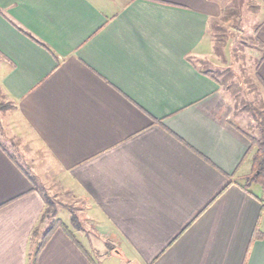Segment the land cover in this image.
Listing matches in <instances>:
<instances>
[{"label": "crops", "instance_id": "0c3cea01", "mask_svg": "<svg viewBox=\"0 0 264 264\" xmlns=\"http://www.w3.org/2000/svg\"><path fill=\"white\" fill-rule=\"evenodd\" d=\"M219 14L214 0H0L14 106L0 130V264H29L44 236L38 152L115 250L95 256L70 227L89 258L55 229L35 264H264V198L241 187L250 142L192 60L210 54ZM257 73L264 86V58Z\"/></svg>", "mask_w": 264, "mask_h": 264}, {"label": "rangeland", "instance_id": "374dc122", "mask_svg": "<svg viewBox=\"0 0 264 264\" xmlns=\"http://www.w3.org/2000/svg\"><path fill=\"white\" fill-rule=\"evenodd\" d=\"M220 7V14L212 20L217 23L218 30L208 34L210 54L204 58L193 56V62L200 68L207 67L218 73L217 77L223 83L222 89L230 101L229 118L237 126L252 136H260V125L264 123V87L257 79V62L264 52L257 33L264 18L260 0H214ZM1 105H7L1 107ZM14 106L7 100L0 89V130L6 132L8 113ZM35 171L38 173L37 186L50 198L56 218L73 228L71 215L75 216V226L79 228L78 238L89 249L87 239L93 248V254L109 252L114 254L115 247L107 242L105 236L97 234L86 215L83 201L68 196V193L57 188L54 179L44 174L45 158L42 152L35 155ZM31 159L27 160L30 173L33 170ZM32 161V160H31ZM31 168V169H30ZM43 172V173H42ZM245 181H242L244 184ZM250 191L264 198V191L256 184L248 185ZM52 218H47L41 228H47ZM102 234V233H101ZM87 239H83V238ZM100 252L98 253L97 250ZM99 264H120L117 258L99 260Z\"/></svg>", "mask_w": 264, "mask_h": 264}, {"label": "trees", "instance_id": "16d2710c", "mask_svg": "<svg viewBox=\"0 0 264 264\" xmlns=\"http://www.w3.org/2000/svg\"><path fill=\"white\" fill-rule=\"evenodd\" d=\"M257 30L259 29L256 28ZM218 27H217V23L214 22H210L209 23V27H208V32L211 34V31H217ZM264 47V45H263ZM264 58V52L263 55L261 56V58L259 59V61L257 62V67H256V76L257 79L261 82L259 75L257 73V68L259 66V64L261 63V61ZM200 71L207 75L209 78H211L212 80H214L216 83H218L219 85H223L222 82L219 81L216 72L212 71L211 69H208L207 67L205 68H200ZM264 87V86H263ZM7 106V105H5ZM4 105H1V107H5ZM6 108V107H5ZM230 124H232L234 127H237L249 140L250 142V146L249 149L246 153V157L250 156L251 157V161H252V165H251V172L249 175L246 176L245 178V183L243 185H241L242 189L245 190L246 192H249V188L248 185L251 184H256L257 186H259L263 191H264V123H259L260 125V136L256 137V136H252L248 133H246L243 129H241L239 126H237L236 124H234L231 120H230ZM38 192H40L42 199L44 201V205H45V210L42 213L41 217H40V221L44 222L45 219L47 218H52L50 220V224L49 226H47V228L45 229L44 232V236L42 238V240L39 241V243H37L36 248L34 250V252L31 254L30 259H32L29 264H35L36 262V257L38 252L40 251L41 247L43 246V244L45 243L46 240H48L49 236L52 234V232L55 229H61L70 239L74 240L75 244L83 251V253L90 258L89 253L86 251L85 248H82L81 244L76 241L75 236L73 234V231L71 230L70 227H68L60 218H56V210H53V203L50 201V198L48 196H46V194H44L41 190ZM70 223L73 227L74 230L78 231L79 228L77 226H75V216L71 215L70 217ZM256 233H257V229H256ZM257 236V234H256Z\"/></svg>", "mask_w": 264, "mask_h": 264}]
</instances>
